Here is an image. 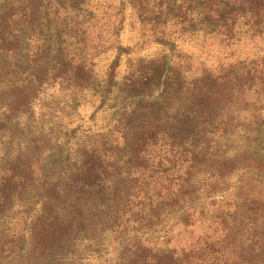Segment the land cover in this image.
Listing matches in <instances>:
<instances>
[{
  "label": "trees",
  "instance_id": "trees-1",
  "mask_svg": "<svg viewBox=\"0 0 264 264\" xmlns=\"http://www.w3.org/2000/svg\"><path fill=\"white\" fill-rule=\"evenodd\" d=\"M114 1L0 0V264H264V0Z\"/></svg>",
  "mask_w": 264,
  "mask_h": 264
},
{
  "label": "rangeland",
  "instance_id": "rangeland-1",
  "mask_svg": "<svg viewBox=\"0 0 264 264\" xmlns=\"http://www.w3.org/2000/svg\"><path fill=\"white\" fill-rule=\"evenodd\" d=\"M109 2H114V0H91L92 4L99 3L103 6H108ZM123 36V44H133L134 41L137 39V33L134 31H131L130 28H127ZM189 49V48H188ZM191 49V48H190ZM134 51V53H136ZM186 51H184L185 54ZM254 52L252 45H240L236 50L232 57H227V52H217L215 49H213V52L210 53V57L207 59L206 64L215 67L220 62L226 63L228 61H233L238 58L243 57H251ZM88 56L86 58L91 61H88V63H91L94 67V73L97 75V77L103 72L105 66L108 63L109 59H112L113 52H108L107 54H104V52L101 49L93 50L91 53L88 51ZM159 53V48L156 46H150L149 48L141 50L138 54L142 57L152 55H157ZM136 54H133L132 58L136 59ZM124 62V61H123ZM122 62V63H123ZM193 68L197 66V61L193 60ZM79 113L81 116L87 117L91 113V107L89 104L79 107ZM77 123V122H76ZM79 123V122H78ZM76 124H74L75 126ZM203 231V226L195 225L194 227H183L179 224H176V226L173 228V231L171 233V244L176 245V247H188L195 239L198 237Z\"/></svg>",
  "mask_w": 264,
  "mask_h": 264
}]
</instances>
